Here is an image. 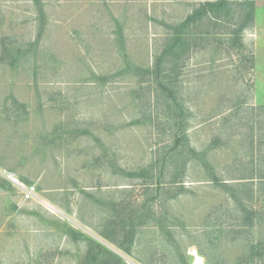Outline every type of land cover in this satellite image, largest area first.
Here are the masks:
<instances>
[{
    "label": "rangeland",
    "instance_id": "374dc122",
    "mask_svg": "<svg viewBox=\"0 0 264 264\" xmlns=\"http://www.w3.org/2000/svg\"><path fill=\"white\" fill-rule=\"evenodd\" d=\"M206 1L0 0V264H264V0Z\"/></svg>",
    "mask_w": 264,
    "mask_h": 264
},
{
    "label": "trees",
    "instance_id": "16d2710c",
    "mask_svg": "<svg viewBox=\"0 0 264 264\" xmlns=\"http://www.w3.org/2000/svg\"><path fill=\"white\" fill-rule=\"evenodd\" d=\"M218 1L220 2L219 5H222L223 6L226 2L233 1V0H218ZM237 1H243L244 4L249 3V5H251V7H252V4L251 3H253V0H237ZM205 3L206 4L202 5V8H201L200 11L193 13L188 18L187 23H190L191 21L197 19L198 17L205 16L209 12V8H213V4L212 3H214V2H211V1L208 0ZM174 32L175 33L172 34L171 39L168 40L167 45L163 49V52L161 54V58L160 59L164 58L165 56H171V57L175 58V56L178 55L177 54L178 49L181 50V45H182V39H181L182 38L181 37L182 35H181V32H180L179 29H176ZM155 71H157V67H156V70ZM171 71H173V69ZM159 87L161 88V91H163V92L166 91V89H167L166 86H164L162 84H160ZM260 179L264 180V176H262ZM242 180L250 181V178H244ZM242 183L244 184L243 186H246L247 185L246 184L247 182H243L242 181Z\"/></svg>",
    "mask_w": 264,
    "mask_h": 264
},
{
    "label": "built area",
    "instance_id": "2783aa9c",
    "mask_svg": "<svg viewBox=\"0 0 264 264\" xmlns=\"http://www.w3.org/2000/svg\"><path fill=\"white\" fill-rule=\"evenodd\" d=\"M9 179L14 183L15 182V180L14 179H11L10 177H9ZM14 184H16V186L19 188L20 187V190H21V192H24V194H25V196L27 197V199L28 198H30L31 196H32V194H33V192H34V188H29V189H26V187H24V186H20L19 184H17V183H14Z\"/></svg>",
    "mask_w": 264,
    "mask_h": 264
},
{
    "label": "bare ground",
    "instance_id": "6f19581e",
    "mask_svg": "<svg viewBox=\"0 0 264 264\" xmlns=\"http://www.w3.org/2000/svg\"><path fill=\"white\" fill-rule=\"evenodd\" d=\"M195 254V253H194ZM195 261H194V263L193 264H202V262H201V259L197 256V255H195Z\"/></svg>",
    "mask_w": 264,
    "mask_h": 264
}]
</instances>
